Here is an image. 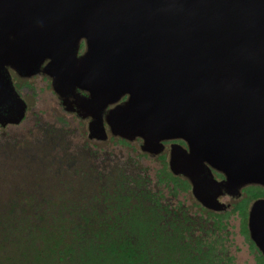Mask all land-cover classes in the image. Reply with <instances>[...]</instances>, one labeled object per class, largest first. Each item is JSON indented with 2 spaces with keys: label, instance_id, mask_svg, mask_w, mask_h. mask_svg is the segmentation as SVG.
Wrapping results in <instances>:
<instances>
[{
  "label": "water",
  "instance_id": "1",
  "mask_svg": "<svg viewBox=\"0 0 264 264\" xmlns=\"http://www.w3.org/2000/svg\"><path fill=\"white\" fill-rule=\"evenodd\" d=\"M6 65L46 73L92 138H106L104 121L151 155L172 141L168 168L205 208L264 187V0H0L1 124L25 110ZM247 227L264 256V197Z\"/></svg>",
  "mask_w": 264,
  "mask_h": 264
},
{
  "label": "trees",
  "instance_id": "2",
  "mask_svg": "<svg viewBox=\"0 0 264 264\" xmlns=\"http://www.w3.org/2000/svg\"><path fill=\"white\" fill-rule=\"evenodd\" d=\"M45 132L49 143L43 151H50L46 164L52 170L38 182L32 174L31 189L16 188V197L3 203L0 264H236L234 217L255 264H264L247 227L249 207L264 197V187L247 185L225 210L214 211L193 197L184 176L169 170L166 150L151 155L135 147L137 165L112 152L105 165H81L70 152L63 159L69 150L59 139L61 130ZM107 137L123 145L141 143ZM142 155L158 157L161 167L151 172Z\"/></svg>",
  "mask_w": 264,
  "mask_h": 264
},
{
  "label": "rangeland",
  "instance_id": "3",
  "mask_svg": "<svg viewBox=\"0 0 264 264\" xmlns=\"http://www.w3.org/2000/svg\"><path fill=\"white\" fill-rule=\"evenodd\" d=\"M82 50L83 46L80 52ZM35 84L38 88L21 89L29 103V109L24 121L17 126H8L3 130L0 129V213L4 211L3 203L16 197V188L22 190L31 189L26 188L34 180L32 174L38 175L35 182L39 181V176L43 178L44 175H49L50 167L46 163L49 160L50 151H43V148L49 143L46 141L48 134L45 129L54 128L61 130V134L64 137L59 139L66 140L61 143L65 146L67 145L66 148L69 150L63 153V159H67L70 152L73 156H80L81 165H89L92 162L105 165L110 158L113 159V154L120 155L122 161L128 163L132 161L134 164L135 161L133 160H136L134 157H136L137 153L135 147L139 149V144L136 142H132L130 145H123L110 140L108 137L102 142L88 140L86 121H80L74 118V115L64 112L59 100L54 97L50 89L44 87V81L36 80ZM63 130H66V132ZM168 149L169 145H166L164 149L166 150V155ZM90 153L95 154L94 156H97L98 160H91L95 157H91ZM82 156L85 157L81 158ZM32 157H34V161L30 160ZM140 162L150 168L151 172L161 167V160L158 157L142 155ZM135 164L137 165L136 162ZM46 165L48 166L47 168ZM215 178L219 179L218 177ZM220 200L228 203L230 197L223 195ZM231 222L235 232L232 247L236 257L235 263L255 264L247 243L238 234L237 219L234 217Z\"/></svg>",
  "mask_w": 264,
  "mask_h": 264
},
{
  "label": "flooded vegetation",
  "instance_id": "4",
  "mask_svg": "<svg viewBox=\"0 0 264 264\" xmlns=\"http://www.w3.org/2000/svg\"><path fill=\"white\" fill-rule=\"evenodd\" d=\"M82 44H83V41H81V43H80L79 54H81L83 52V50H84V46H83V50L80 52V49L82 48ZM47 62L48 61L45 60L41 64L40 69H42L43 66ZM5 69H6L7 73H8V75H9V78H10V80L12 82V86H13L15 92L23 100V102L25 104V110H24L23 116L21 117V119L18 122H16V123H5V124H1L0 123V128H4L7 125L17 126V125H19L20 123H22L24 121V119H25V117L27 115L28 109H29V103L25 99V96L21 92V89H23V88H38L37 85L35 84L36 80H41L42 82L44 81V83H45L44 87L50 89L51 93H53L54 97H56L59 100V104L62 107V109L64 110V107L62 106V102H61L62 99L53 91V89H52L53 87H52V84H51V78L46 73H44L43 71L40 70L39 72H36V73H34L32 75H29V76H21V75L17 74L16 71L14 69H12L11 67H9L8 65H6ZM39 88H41V87H39ZM75 93L77 95H80V96H86L87 95V93L85 91L80 90V89H76ZM125 99H126V96L122 97L120 102L124 101ZM74 100H75V98L73 96H70L68 98V101L72 104V106L75 107ZM109 107H111V105L108 106V108ZM64 112L74 115V118H76V119H78L80 121H86V133H87V139L88 140H91V141H100V140L102 141V140H104V139H101V138H92L89 135L88 125L91 122V118L90 117H85V118L80 117L78 115V112H77L76 109L72 110V111L64 110ZM103 128H104V130L106 132V137H107L109 132H108L107 125H106V123L104 121H103ZM171 142L172 141H168V145H170ZM165 147H166V142H165Z\"/></svg>",
  "mask_w": 264,
  "mask_h": 264
},
{
  "label": "bare ground",
  "instance_id": "5",
  "mask_svg": "<svg viewBox=\"0 0 264 264\" xmlns=\"http://www.w3.org/2000/svg\"><path fill=\"white\" fill-rule=\"evenodd\" d=\"M37 60H38V58L34 56V57L31 58L29 61H27V63H26L27 65H26V66H28V67H32V66H34L35 63L37 62ZM6 108H7V107H6ZM92 113L96 114L97 112H96V110H93Z\"/></svg>",
  "mask_w": 264,
  "mask_h": 264
}]
</instances>
